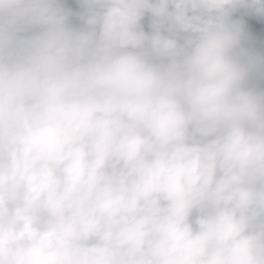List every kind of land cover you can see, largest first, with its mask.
Instances as JSON below:
<instances>
[{"label": "clouds", "instance_id": "9594fccd", "mask_svg": "<svg viewBox=\"0 0 264 264\" xmlns=\"http://www.w3.org/2000/svg\"><path fill=\"white\" fill-rule=\"evenodd\" d=\"M0 264H264V0H0Z\"/></svg>", "mask_w": 264, "mask_h": 264}]
</instances>
